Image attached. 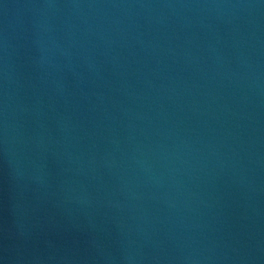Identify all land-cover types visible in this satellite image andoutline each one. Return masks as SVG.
I'll return each instance as SVG.
<instances>
[{
	"label": "water",
	"instance_id": "obj_1",
	"mask_svg": "<svg viewBox=\"0 0 264 264\" xmlns=\"http://www.w3.org/2000/svg\"><path fill=\"white\" fill-rule=\"evenodd\" d=\"M0 264H264V0H0Z\"/></svg>",
	"mask_w": 264,
	"mask_h": 264
}]
</instances>
